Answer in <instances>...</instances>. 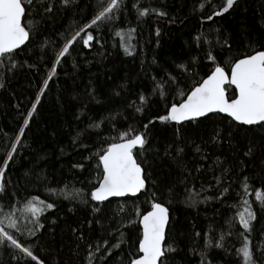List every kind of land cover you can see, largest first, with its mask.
<instances>
[{
    "label": "trees",
    "instance_id": "16d2710c",
    "mask_svg": "<svg viewBox=\"0 0 264 264\" xmlns=\"http://www.w3.org/2000/svg\"><path fill=\"white\" fill-rule=\"evenodd\" d=\"M97 3L98 0H79L74 9H58L42 22L39 33H33L31 46L15 57L17 66L14 69L8 71L0 66V84L4 85L0 88V167L6 153L11 151L10 145L15 142L25 115L36 101L40 86L52 76L5 172L7 195H0V207L8 211L11 205L16 211L17 206L23 207L22 202L34 196L46 202H55L57 207L46 213L48 219L42 218L44 227L37 232L38 240L29 242L25 239L27 233L24 236L17 233L18 238L31 243L43 264H87L86 247L76 238L81 232L92 242L102 243L104 239H109L110 247L114 240L107 236V231L108 227L114 228L115 223L103 230L96 223L89 228L88 221L94 218L91 209L85 210L78 201L72 200L74 191L65 190V185L68 189L74 185L87 194L97 183L98 161L93 153L99 149L101 140L115 135L117 129L124 130L129 124L141 131L144 130L143 125L148 124V150L139 157L148 183L153 186L155 182L154 186L162 193H166L169 186H174L176 192L170 201L167 195L159 197L170 212L166 243L176 248L170 254L168 264H199L200 257L192 252L193 242L196 247L202 248L205 237L218 239L220 232L229 228L228 221L235 216L238 208L242 210L239 194L243 193L241 181L244 176L249 177L250 188L249 194L243 198L252 202L257 214V220L253 222V251L258 264H264V255L259 251L264 248V243H261L264 241V210L253 191L264 192V130L258 127L250 131L233 130L230 145L226 119L222 115H212L211 119L205 118L199 127L195 124L184 126L185 140L178 141L174 126L161 124L157 119L165 114L167 105L179 103V93H187L210 74V62L204 58L194 40L200 33L206 34L204 49L215 45L214 54L226 71L229 66L224 61L229 55L236 59L264 50V0H238L233 9L222 16H214L212 20L206 17L224 6L226 0H125L129 6L135 3L141 8H148L150 15L139 18L135 7L126 8L123 23L117 20V27L113 30L93 32L100 43L94 40L91 49L85 48L82 40H77L52 75L58 46L63 45L70 34L91 18ZM201 3L203 11L197 7ZM153 9L164 11L167 15L157 16ZM129 28L135 29L130 34V43L134 46L132 56L124 53L120 39L115 35L122 29L128 37ZM225 39L231 50L228 46L221 49L217 44V41ZM168 72L179 76L181 83L179 89L173 90L165 79L161 89H167L166 100H161L153 95V87ZM138 94L146 95L152 101L143 112L128 107L133 101L139 105ZM89 118L99 124V128L87 129V134L78 137L87 128ZM149 121L153 123L149 124ZM213 128L220 130L225 139L219 145L203 144ZM74 138H77L75 145ZM189 138L201 143L208 153L210 159L203 161L205 168L219 156L224 161V167L231 169L228 176L222 177V183H231V188L221 200L200 202L205 195H214L210 188L215 183L211 170L206 174H195L199 179L189 182L194 198L191 202L183 185L176 186L180 172L174 161L165 156V148L176 143L185 146L186 159L191 168L194 162L192 149L187 147ZM81 141L84 146H80ZM249 144L253 146V152L244 156ZM75 163L84 164L85 169L72 168ZM215 175H221L220 169H216ZM201 184L204 185L203 191ZM107 203L103 214H96L105 223L110 218L119 220L123 217L127 220L132 217L134 220L132 226L125 229L126 242L113 261V264H120L121 261L126 264L128 255L138 247L141 235L136 213L150 210V201L140 195L139 198ZM16 214L19 215V212ZM73 229L77 230L76 234ZM232 231L242 232L243 229L237 223ZM197 232L201 234L199 237L195 236ZM227 247V252L216 248L209 251L213 264H238L240 258L236 250L241 247V238L236 235L227 237ZM0 264H16L11 249L0 248ZM94 264H100L99 254Z\"/></svg>",
    "mask_w": 264,
    "mask_h": 264
},
{
    "label": "snow or ice",
    "instance_id": "6c2138e0",
    "mask_svg": "<svg viewBox=\"0 0 264 264\" xmlns=\"http://www.w3.org/2000/svg\"><path fill=\"white\" fill-rule=\"evenodd\" d=\"M79 0H0V66L7 68L8 71L14 69L17 64L15 57L21 51H26V47L31 46L33 33L40 32V25L45 19L50 18L56 11L74 9L78 6ZM235 5H238V0H226V4L211 12L206 17L207 20H212L214 16H222L229 12ZM128 7H135L139 18H147L150 15L148 8H141L135 3L132 5L125 4V0H98L96 10L92 13L91 18L70 34L63 45L58 46L51 68L52 75L56 73V66L60 65L61 60L69 54L72 46L77 40H82L85 48L91 49L93 41L100 43V40L94 36L93 32H107L113 30L117 20L123 23V11ZM203 11V3L197 6ZM152 12L157 16H166L167 13L161 10L153 9ZM92 29L93 31H89ZM134 28H129V36L126 37L124 31H116L115 35L120 39V47L128 56L134 55V46L130 43V34L134 33ZM83 34V35H82ZM157 36L160 35L157 30ZM205 33H200L194 40L204 55V58L210 62V74L207 78L198 81L187 93H179V103H171L166 106L165 114L159 115L157 119L161 124L174 126V131L178 141H184L185 137L184 126L195 124L199 127L204 118L211 119L212 115H222L228 124V142L231 145L232 132L252 130L253 127H258L264 130V50H256L252 54H244L236 59L230 55L224 61L229 68L226 71L225 67L218 62L217 56L214 54L215 45L210 46L207 50L203 45L205 41ZM158 43V42H157ZM220 48L228 46L227 39L223 42L217 41ZM101 47L103 45L101 44ZM231 50V49H230ZM7 62V63H5ZM230 73V74H229ZM164 77L158 83L154 84L153 95L158 96L161 100H166V90L161 89V85L167 81L168 87L177 90L180 87L179 76L173 75L170 72L164 73ZM50 75L40 86L35 103L30 111L27 112L23 119L22 127L19 129V134L15 138V142L10 145L11 151L6 153V158L2 159L3 166L0 167V195H7L5 188V172L10 166V162L14 159V154L17 153V145L21 143V138L25 135V129L33 118V114L37 110V105L40 103V97L44 95L48 89V80ZM155 77L153 80L155 81ZM4 85L0 84V88ZM231 92V95L229 94ZM119 95V93H117ZM137 99L139 105L133 101L128 107H133L136 112H143L146 106H150L152 101L148 96L138 94ZM111 119H114L112 117ZM153 121H149V124ZM99 124L89 118L87 128L82 130L79 136L87 134V129H97ZM143 131L129 124L124 130H116L115 135L108 139L101 140L99 149L93 153L97 159L98 177L97 183L88 190L87 194L82 189H76L72 185L68 189L65 185V190L74 191L72 200L78 201L85 210L91 209L93 219L88 221V226L91 228L93 223L100 224L101 229L115 223V227H108L107 236L113 238L114 242L109 247V239H104L103 242H92L81 232L76 235L77 240L84 244L87 251V264H94L98 258L100 264H113L116 255L122 251L121 245L124 244L126 232L125 229L130 228L134 222L132 217L125 220L123 217L119 220L110 218L105 223L101 216L104 208L108 207L111 198L114 197H137L144 195L150 201V210H145L143 213H136L138 224L141 228V235L138 238V247L132 251L128 257L126 264H168L170 254L176 251L172 244L166 243V228L169 224V208L162 202L159 197L167 195L169 201L171 197L176 195L175 187L169 186L166 193L160 192L155 187L148 183L146 170L142 166L139 157L141 153L148 149L146 145L149 143V125H143ZM100 135V133H97ZM220 130L213 128L208 140L202 141L203 144H215L224 140ZM77 138L73 139L75 145ZM107 144V147L104 145ZM80 146H84L83 141ZM187 147H190L193 152V166L189 167V161L186 159L185 146L180 143L166 146L165 156L174 161L179 177L176 180V186L183 185L184 190L189 193L188 200L191 202L194 198L191 196L189 182L199 179L195 174L207 173L208 170L213 172L214 184L210 185L214 195H205L203 201L210 199L221 200L230 190L231 183L223 184L222 177L228 176L231 169L224 167V161L217 156L212 164L205 168L203 161L210 159L208 153L204 150L201 143H197L190 138L187 141ZM253 152V146L249 144L244 156H250ZM199 161V162H197ZM72 168L85 169V165L75 163ZM216 169H220L221 175H215ZM243 193L241 195L242 210H237L235 216L229 221V228L222 230L219 238L205 237L202 248L192 247V252L200 257L199 264H213L209 258V251L213 248L228 251L227 237L236 235L241 238V247L236 250V255L240 258L238 264H258L253 251L252 233L254 231V221L257 220V214L253 210L252 202L243 198L249 194V177L244 176L241 181ZM151 187V190H150ZM201 190L204 185H200ZM255 192L256 201H259L260 207L264 210V192L253 190ZM23 207L17 206V210L13 211L9 205L8 211L0 207V248L5 250L11 249L12 258L16 264H43V261L38 257L31 243H25L18 238L27 233L25 239L29 242L38 240L37 232L44 227L43 219H48L46 213L49 210L56 209L55 202H46L38 197H32L22 202ZM190 206L193 204L190 203ZM19 212V215L16 212ZM23 221V223H21ZM55 221H53L54 223ZM238 223L243 229L242 232L233 233L232 228ZM76 234L77 230L73 229ZM201 234L195 233L196 237ZM261 243H264L262 241ZM261 255H264V248H260ZM115 253V255H114ZM120 264H125L121 261Z\"/></svg>",
    "mask_w": 264,
    "mask_h": 264
},
{
    "label": "water",
    "instance_id": "95a60500",
    "mask_svg": "<svg viewBox=\"0 0 264 264\" xmlns=\"http://www.w3.org/2000/svg\"><path fill=\"white\" fill-rule=\"evenodd\" d=\"M230 74V73H229ZM214 115V114H213ZM205 119V118H204ZM128 198H131V199H133V198H137V197H114V198H111V201H114V200H116V201H122V200H125V199H128ZM107 203V202H106ZM169 224H170V212H169ZM169 224H168V226H167V228H166V241H167V232H168V228H169Z\"/></svg>",
    "mask_w": 264,
    "mask_h": 264
}]
</instances>
